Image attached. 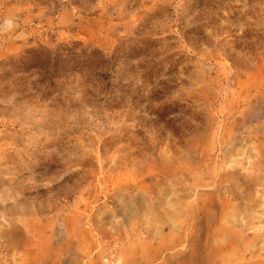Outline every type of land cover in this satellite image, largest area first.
Returning a JSON list of instances; mask_svg holds the SVG:
<instances>
[{
    "label": "rangeland",
    "instance_id": "rangeland-1",
    "mask_svg": "<svg viewBox=\"0 0 264 264\" xmlns=\"http://www.w3.org/2000/svg\"><path fill=\"white\" fill-rule=\"evenodd\" d=\"M0 264H264V0H0Z\"/></svg>",
    "mask_w": 264,
    "mask_h": 264
},
{
    "label": "trees",
    "instance_id": "trees-1",
    "mask_svg": "<svg viewBox=\"0 0 264 264\" xmlns=\"http://www.w3.org/2000/svg\"><path fill=\"white\" fill-rule=\"evenodd\" d=\"M92 54H94V51L93 52H91ZM96 53V52H95ZM72 55H74V54H72Z\"/></svg>",
    "mask_w": 264,
    "mask_h": 264
}]
</instances>
